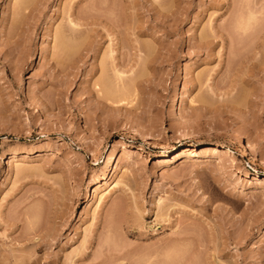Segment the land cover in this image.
I'll return each mask as SVG.
<instances>
[{
    "label": "rangeland",
    "instance_id": "374dc122",
    "mask_svg": "<svg viewBox=\"0 0 264 264\" xmlns=\"http://www.w3.org/2000/svg\"><path fill=\"white\" fill-rule=\"evenodd\" d=\"M262 180L264 0H0V264H264Z\"/></svg>",
    "mask_w": 264,
    "mask_h": 264
},
{
    "label": "bare ground",
    "instance_id": "6f19581e",
    "mask_svg": "<svg viewBox=\"0 0 264 264\" xmlns=\"http://www.w3.org/2000/svg\"><path fill=\"white\" fill-rule=\"evenodd\" d=\"M23 1H24V0H23ZM246 4H247V3H246ZM251 15H252V14H251ZM70 18H71V17H70ZM77 18H78V17H77ZM77 20H78V19H77ZM244 20H245V19H244ZM69 21H70L71 26L73 27V28H71V26H70L71 29H68V30H70L69 32H71V31H74V30H72V29H74V27H77L78 24H77V22H76L74 19L69 20ZM242 22H243V21H242ZM242 22H241V24H242ZM244 25H245V24H243V26H244ZM68 26H69V23H68ZM240 26H241V25H240ZM246 26H248V25H246ZM246 26H245V27H246ZM243 28H244V27H243ZM247 28H248V27H247ZM247 28H246V29H247ZM236 29H237V28H236ZM240 29H242V28H240ZM244 29H245V28H244ZM244 29H243V30H244ZM246 29H245V30H246ZM76 30H77V29H76ZM250 30H251V29H250ZM65 31H66V30H65ZM241 31H242V30H241ZM246 31H247V30H246ZM63 32H64V31H63ZM237 32H238V31H237ZM248 32H249V31H248ZM71 33H72V32H71ZM71 33H70V34H71ZM74 33H75V32H74ZM74 33H72V34H74ZM239 33H240V32H239ZM239 33H238V34H239ZM64 34H65V33H64ZM70 34H68V35H70ZM241 34H242V33H241ZM62 35H63V33H62ZM74 35H75V34H74ZM239 35H240V34H239ZM66 36H67V35H66ZM72 37H73V36H72ZM77 38H78V36H77ZM72 39H73V38H72ZM60 40H61V39H60ZM64 40H65V39H64ZM66 40H68V39H66ZM66 40H65L64 42H66ZM70 40H71V39H70ZM60 43H61V42H60ZM62 43H63V42H62ZM68 43H69V42H68ZM60 45H61V44H60ZM62 45H63V44H62ZM68 45H69V44H68ZM66 46H67V45H66ZM66 46H65V47H66ZM148 47H149V46H148ZM149 48L151 49V52H152V48H151V47H149ZM149 48H148V50H150ZM148 50H147V53H148ZM151 52L149 51V53H151ZM149 53H148V54H149ZM117 70H119V69H117ZM115 71H116V70H115ZM119 71H120V70H119ZM116 74L118 75L119 73L116 72ZM120 74H121V73H120ZM120 74H119V75H120ZM122 74H123V73H122ZM122 74H121V75H122ZM121 75H120V76H121ZM107 76H109V75H107ZM103 78H104V77H103ZM106 78H107V77H106ZM104 79H105V78H104ZM105 80H106V79H105ZM105 80H104V81H105ZM108 80H109V79H108ZM110 80H111V79H110ZM110 80H109V81H110ZM106 82H107V80H106ZM106 82H104V83H106ZM112 83H113V82H112ZM118 83H119V82H118ZM124 84H126V83H124ZM107 85L109 86V82L107 83ZM119 85H120V83H119ZM119 85H118V86H119ZM105 86H106V84H105ZM124 86H125V85H124ZM130 86H131V85H130ZM130 86H129V87H130ZM109 87H110V86H109ZM109 87H108V88H109ZM114 87L116 88V85H115ZM102 88L104 89L103 86H102ZM121 88H122V87H121ZM121 88H120V89H121ZM124 88L126 89V87H124ZM127 88H128V86H127ZM121 90L123 91V88H122ZM105 91H106V90H105ZM109 91H110L111 94H112V91H111V90H109ZM113 91H114V90H113ZM117 91H119V89H118ZM126 91L129 92V89H128V90L126 89ZM126 91H124V93H125ZM115 92H116V89H115ZM119 92H120V91H119ZM122 93H123V92H121V94H122ZM124 93H123V94H124ZM116 94H118V92H117ZM121 94H120V95H121ZM107 95H108V94H107ZM112 96H113V95H112ZM241 147L243 148V153L246 154V153H247V148H246L247 146L242 142ZM190 149H191V148H188V149H186L185 151H183L184 154H185V153L187 154V152L189 153ZM219 151H220V147H218V146H215L214 149L212 150L213 153H216V152H219ZM12 153H13V152H12ZM206 153H207V152H206ZM213 153H211V154H213ZM192 154H194V153H192ZM11 155H15V153H14V154H11ZM114 155H115V154H114ZM213 155H215V154H213ZM110 156H111V155H110ZM163 156H164V155H163ZM176 157H180L179 154H178ZM252 157H253V156H252ZM254 157H255V156H254ZM109 159L111 160V158H109ZM108 161H109V160H108ZM109 162H111V161H109ZM114 163H115V162H114ZM109 164H110V163H109ZM107 165H108V164H107ZM113 165H114V164H113ZM113 165H112V166H113ZM112 170H113V169H112ZM254 179L257 180V179H259V177L255 176ZM119 182H120V181H119ZM119 182L117 181V182L113 185V187H112L109 191H107V193H104V192H103V193H101V194L98 195L97 204H96V206H97L98 208H100V207L104 204L105 199H106L105 195L108 194L110 191L112 192V189L114 190V188H117V186L120 185ZM262 182H264V180H262ZM121 184H122V183H121ZM108 185H109L108 180L105 179V180L103 181L102 187H104V186H108ZM96 186H97V185H96ZM96 186H93V189H92L93 192L97 191V188H98V187H96ZM105 190H107V189L105 188ZM115 190H116V189H115ZM105 192H106V191H105ZM106 196H107V195H106ZM159 200L161 201V199H159ZM88 202H89V201H88ZM159 203H160V202H159ZM158 205H159V204H158ZM140 217H141V216H140ZM141 219H142V218H141Z\"/></svg>",
    "mask_w": 264,
    "mask_h": 264
}]
</instances>
